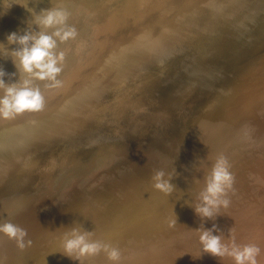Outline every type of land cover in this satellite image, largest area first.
<instances>
[{
  "label": "bare ground",
  "instance_id": "6f19581e",
  "mask_svg": "<svg viewBox=\"0 0 264 264\" xmlns=\"http://www.w3.org/2000/svg\"><path fill=\"white\" fill-rule=\"evenodd\" d=\"M13 1L16 0H0V9L12 6ZM53 1L65 0H25L24 6L34 3L38 9L41 2L50 4ZM183 1V6L177 4L178 0L136 1V5L140 3L137 15L139 22L133 28L134 31L142 34L156 29L162 31L153 46L156 53V57L152 59L154 65L145 62L150 57L141 59L140 69L150 67L156 70L149 74L144 71L140 73L143 79L140 94L149 105L144 113L145 127L139 133L138 148L126 150L121 159L105 166L100 183L88 187L72 206L81 207L82 201H85L88 207L83 208L81 213L77 214L75 211L70 214H77L76 217L79 214L91 216V220L82 222L75 218V222L69 226L84 225L82 228L92 236L109 238L108 244L119 249V261L112 262L101 253L100 264H184L187 247L181 244L182 236L187 233L184 241L191 242L209 220L198 216L195 206L200 203L199 194L205 186L204 179L209 175L217 156L224 155L228 159L234 176L232 189L227 193L232 195L230 207H237L241 195L239 189L246 183L247 177L253 172L264 177V122L257 128L250 127L248 117L252 109L248 107L247 101L249 90L240 89L249 81L247 71L252 69L253 61L244 62V58L249 55L244 58L236 56L240 48L254 49L253 36L260 34L261 25H264V18L261 16L264 0H260V17L254 16V10L250 5H245L244 0H210L214 6L213 22L207 14V7L201 1ZM159 3V10L152 13ZM135 6L122 10L121 17L131 13ZM14 7L13 2L10 9ZM173 10L176 12L171 14ZM104 11L100 10V14H96L98 19L106 17ZM29 19L32 18H4L5 21H12L7 32H0V41H7L6 37L11 32L22 34L26 31L31 21ZM239 22L242 26L235 27ZM244 36L246 39H243ZM191 37L193 40L184 45L182 39ZM183 46L187 51L195 49L198 55H181ZM14 47L15 45L7 49L11 51ZM105 47L98 46L97 51H94L82 39L73 43L69 51L62 50L63 61L67 58L71 61L70 72L76 69V74L77 67H81L79 72L84 75L75 76L65 88L56 89V95H46L40 112L25 113L13 120H0V187L4 189L0 192V201L6 202L4 207H0V217H4L6 221L12 220L14 216L11 211L20 209L15 222L28 213L41 226H47L31 233L29 223L17 225L25 229L27 234H32L28 237L40 236V240L57 231L55 234L63 240V228L68 225H59L62 220L61 208L71 207L59 206V201L68 195V190L62 188L69 179H62L57 188L51 189L47 185L46 188L51 189L48 192L49 200L61 194L53 211H44L41 203L34 206L33 200L29 207L21 209V204L27 205L30 198V195L24 198L22 195L34 182H41L44 177L40 179L26 171L17 174L3 171L13 168L26 158L24 153H17L15 150L30 153L36 146L59 149L64 145H75V138L84 139L96 134H90L88 130H84L86 135L84 131L81 133L85 123L81 116L84 113L82 109L94 103L88 99L91 91L104 95L98 104L105 102L109 95V84L101 86L95 82L82 83L96 76V68L106 54ZM132 48L136 51L135 46ZM77 49L78 53L73 55ZM81 56L82 60H74ZM0 59V63H3L0 70L7 77L5 83H19L23 79H30L15 67L6 52H0ZM190 60L192 64L188 65ZM62 62V71L57 78L66 72L63 71L66 67ZM105 74L100 73V76ZM263 75L264 70L258 76L263 79ZM101 79L106 80V75ZM53 84L55 82L32 80V86L37 88ZM42 92L49 94L54 91L45 88ZM214 102L217 107L209 110ZM210 125L217 127L212 134L202 135ZM65 131L70 132L72 141L62 142L58 138L56 143L52 141L49 146L51 140ZM254 144L259 147L256 157L252 156ZM74 158L76 157L63 160ZM40 162L41 159H37L35 166H39ZM76 165L80 166V162ZM158 171H163L165 178H170L174 186L170 194L154 188L153 177ZM47 177L55 179L60 175H56L55 169H51ZM75 191L76 188L72 190ZM98 201H103L104 204H97ZM259 206L262 208L263 204L259 203ZM123 207H128L130 213L124 216H119L118 213L113 215L114 211ZM103 211L111 212L112 217L106 213L105 219ZM188 219L192 221L187 222ZM53 249L52 245H48L44 250L45 257ZM62 258L63 256L59 260ZM80 258L82 261L79 264H89L93 256Z\"/></svg>",
  "mask_w": 264,
  "mask_h": 264
},
{
  "label": "rangeland",
  "instance_id": "374dc122",
  "mask_svg": "<svg viewBox=\"0 0 264 264\" xmlns=\"http://www.w3.org/2000/svg\"><path fill=\"white\" fill-rule=\"evenodd\" d=\"M136 1L65 0L59 2L53 1L50 4L41 2L37 9V4L30 3L24 6L25 0H16L13 1L15 3L14 8L10 9L13 6V2H11L12 6L0 9V11H6L10 7L5 15L0 16L2 20L10 16L32 18L28 10L33 9L39 12L43 7H45L44 9L56 7L66 11L68 13V23L76 28L77 36L75 39L64 43L58 41L56 52H61L64 49L69 51L73 43H77L82 39L86 40L88 47L94 51H97L98 46H106L104 48L106 54L101 64L96 68V76L90 78L89 81L84 80L82 83L90 84L95 82L101 86L109 84V95L105 102L98 104V101L102 100L104 95L91 91L88 94L90 97L88 99H91L94 103L82 109L84 113L81 116L84 118L85 123L82 126L81 133L84 130H88L90 134L94 132L96 134L84 139L75 138V145H64L59 149L36 146L30 150V153L26 150H15L17 153H24V157L26 158L16 163L13 168L3 171V173L11 174L26 171L37 175L40 179L44 177L41 182H34L31 188L22 195L23 198L26 195H30V198L27 200V205L21 204V209L29 207L31 200H33L34 206L41 203L43 205L41 208L44 211H53L58 205L61 194L57 198L52 197L49 200L48 192L53 188H57L62 179H69L67 184L62 188V190L64 188L68 190V195L59 201V206L71 207L61 208L62 220L59 225H68L63 228L62 236L74 227L79 228L81 231H86L82 228L84 225L69 226V224L74 223L75 218L80 222L91 220V216L87 217L85 215L84 217L83 214H79L76 217L78 213L83 212V208L88 207V204L82 201L81 207L72 206L79 200L88 187H94L100 183L102 180L101 173L105 166H109L121 159L126 150L138 148L139 133L145 127L146 118L144 113L149 105L140 94V85L143 81L140 73L144 71V73L149 74L156 70L150 67L140 69L142 66L141 59L150 57L145 62H148L149 65H154L152 59L156 57V53L153 46L162 31L156 29L153 32H146L145 34L134 31L133 28L139 22L137 15L140 3L136 5ZM199 1L207 7V14L210 16V21L213 22L214 6L211 5L212 0H193L195 3ZM244 2L245 5H250L251 9L254 10L255 17H260V0L252 2L244 0ZM177 4L183 6L184 1L178 0ZM134 6L135 9L131 10V13L125 17H121L120 13L122 10H127ZM159 7L160 3L154 8L152 13L157 12ZM100 10H105L103 14L106 15L105 18L107 20L104 21L105 18L101 20L97 18L96 14H100ZM175 12L176 10H173L171 14ZM261 16L264 18V10ZM11 21H0V32H7V27H9ZM241 26V22L235 25V27ZM261 29L262 32L260 34L253 36L255 40L254 49L240 48L236 54L237 58H244L249 55L248 58H244V62L253 61L252 69L247 71L249 81L240 88L241 90H249L247 92V101L249 102L248 107L252 111L248 117V121L252 128H257L264 122V75L263 79H260L261 77L258 76L264 70V25H261ZM27 30L38 32L40 28L29 22ZM48 31L51 33L54 29H49ZM243 39H246V37L244 36ZM182 40H184L185 45L193 40V38ZM0 44H3L5 48L13 46L8 45L6 40L0 41ZM133 46L136 47V51L133 50ZM78 51L79 49L73 55H76ZM180 54L183 56L198 55L195 49L187 51L184 49V46L181 47ZM82 59L83 56L74 60L77 62ZM70 62L69 58L62 62L66 67L63 71L66 72L57 78L59 83L39 88L43 97L46 95H56L58 93L55 91L56 89L65 88L75 76L84 75V73L79 72L81 67H77L78 72L76 74L74 72L76 69L70 72L72 69ZM190 64H192V60L188 61V65ZM230 64L232 65V63ZM0 65H3V63L1 62ZM100 73H106L107 79L102 80L101 77L105 75L100 76ZM6 80L7 77H4V81ZM13 82L10 81L8 84H12ZM43 82H47V80ZM45 88L54 92L45 94L42 92ZM218 97L223 99L221 96ZM216 107L217 104L214 102L211 104L209 110ZM216 127L215 125H210V127L201 133L202 135L212 134ZM84 132L86 135L87 132ZM58 138L62 142L72 141L70 132L65 131L58 134L55 140H51L49 146H51L52 141L56 143ZM258 150V145L254 144L252 146L253 157L257 156ZM73 156L76 158L68 161L63 160V158L69 159ZM37 159H41L39 166H35ZM78 162H80V166L76 165ZM51 169H55L56 175H60V177L55 179L47 177ZM1 173L2 171H0ZM47 185H50L51 189L48 190L46 188ZM74 188H76V191L72 192ZM3 190L0 187V192H3ZM239 192L241 195L238 198L237 207H230L229 205L227 208L221 207L212 218H209L208 222L204 224L191 242L184 241L187 236V233H184L181 244H185L188 249H186L187 253L186 260L183 262L184 264H235V261L231 257H216L204 252L199 240L200 232L203 230H209L213 235L220 236L224 244L230 245L235 243L240 247L249 244L256 245L261 250L257 257V264H264V177H259L256 172H253L250 177H247L246 183L239 189ZM231 197V194H227V199L230 200ZM96 203L104 204L103 201ZM259 203L263 204L262 208L259 206ZM5 205V201H0V207H4ZM101 205L100 207H102ZM115 208L117 209L116 206ZM75 211H77V214L70 216ZM130 211L128 207H123L120 210L114 211L113 215L118 213L119 216H124L129 214ZM11 212L14 218L6 221L4 217H0V223L11 222L15 225L23 226L29 223L28 229L31 233L40 227L47 228L46 225L41 226V223L28 213L23 218H20L18 222H15L19 217L20 209H15ZM103 212L105 219H107V216L112 217L111 212ZM102 219L105 221L103 217ZM190 221L192 220L188 219L187 222ZM56 232L53 231L40 240H38L40 236L28 237L32 234H27L26 239L31 241V246H26L24 249H20L14 240H10L7 236L0 234V264H57L58 262V264H79L82 261L81 258L77 261L64 255L62 241L58 237L59 235L55 234ZM91 239L102 243L110 242L109 238L99 239L98 237L91 236ZM48 245H52L54 249L46 253V256L49 258V260H46L47 257H45L44 250ZM99 255L93 256L88 263L100 264L102 259L99 258ZM61 256L63 258L59 260Z\"/></svg>",
  "mask_w": 264,
  "mask_h": 264
},
{
  "label": "clouds",
  "instance_id": "9594fccd",
  "mask_svg": "<svg viewBox=\"0 0 264 264\" xmlns=\"http://www.w3.org/2000/svg\"><path fill=\"white\" fill-rule=\"evenodd\" d=\"M7 10L0 11V16L5 15ZM28 11L32 17L30 24L38 26L40 31L9 33L6 37L8 45H15L11 51L0 44V52H6L15 67L30 77L19 83L7 84L4 81L5 73L0 70V120H13L25 113H37L43 109L44 97L39 88L32 86V80L59 83L57 76L62 71L60 64L64 59V52L55 51L58 41L64 43L77 36L76 28L68 23V13L63 9L52 7L39 12L33 9ZM49 29L54 31L49 33ZM153 180L156 190L164 194L173 191L174 186L170 178H165L163 171H158ZM233 183L234 176L228 159L224 155L217 156L199 194L200 203L195 206V213L202 218H212L221 207L227 208L230 203L227 193L232 189ZM0 234L14 240L20 249L31 246V241L26 239L27 231L11 222L0 223ZM91 236L90 232L75 227L66 232L62 240L64 255L79 261L80 257L103 253L112 262L120 260L118 248L94 241ZM199 240L204 252L216 257H231L235 264H257L261 251L252 244L243 247L235 243L224 244L220 236L213 235L209 230L201 231Z\"/></svg>",
  "mask_w": 264,
  "mask_h": 264
}]
</instances>
